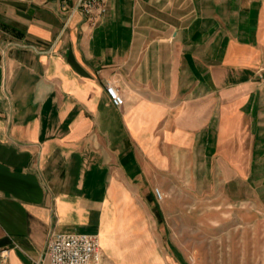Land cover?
Wrapping results in <instances>:
<instances>
[{
  "label": "crops",
  "instance_id": "0c3cea01",
  "mask_svg": "<svg viewBox=\"0 0 264 264\" xmlns=\"http://www.w3.org/2000/svg\"><path fill=\"white\" fill-rule=\"evenodd\" d=\"M77 2L0 0V264L53 231L97 234L104 264H187L172 190L264 191V0Z\"/></svg>",
  "mask_w": 264,
  "mask_h": 264
},
{
  "label": "rangeland",
  "instance_id": "374dc122",
  "mask_svg": "<svg viewBox=\"0 0 264 264\" xmlns=\"http://www.w3.org/2000/svg\"><path fill=\"white\" fill-rule=\"evenodd\" d=\"M196 192L202 193L201 204ZM226 196L210 190H172L166 196L171 246L184 249L187 264H264V191ZM180 197V206H169Z\"/></svg>",
  "mask_w": 264,
  "mask_h": 264
},
{
  "label": "built area",
  "instance_id": "2783aa9c",
  "mask_svg": "<svg viewBox=\"0 0 264 264\" xmlns=\"http://www.w3.org/2000/svg\"><path fill=\"white\" fill-rule=\"evenodd\" d=\"M77 9L93 19L100 18L107 11L106 0H78ZM106 90L112 103L121 107L125 98L120 90L112 83H107ZM158 200H163L165 195L155 189ZM7 250L1 251L2 262L6 264ZM36 264H104L100 239L97 234L51 232L43 257Z\"/></svg>",
  "mask_w": 264,
  "mask_h": 264
}]
</instances>
